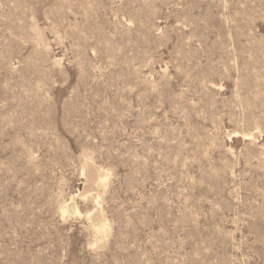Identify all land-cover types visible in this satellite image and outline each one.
I'll use <instances>...</instances> for the list:
<instances>
[{
	"label": "rangeland",
	"instance_id": "1",
	"mask_svg": "<svg viewBox=\"0 0 264 264\" xmlns=\"http://www.w3.org/2000/svg\"><path fill=\"white\" fill-rule=\"evenodd\" d=\"M0 264H264V0H0Z\"/></svg>",
	"mask_w": 264,
	"mask_h": 264
}]
</instances>
